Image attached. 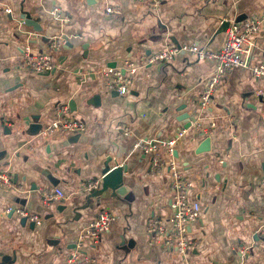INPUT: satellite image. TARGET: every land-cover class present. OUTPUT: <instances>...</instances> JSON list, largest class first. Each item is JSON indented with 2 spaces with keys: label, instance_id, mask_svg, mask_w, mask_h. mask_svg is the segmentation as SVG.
<instances>
[{
  "label": "crops",
  "instance_id": "1",
  "mask_svg": "<svg viewBox=\"0 0 264 264\" xmlns=\"http://www.w3.org/2000/svg\"><path fill=\"white\" fill-rule=\"evenodd\" d=\"M108 6L121 15H108ZM263 9L264 0H162L156 8L134 0H0V170L20 185L0 188V264H66L76 249L96 264H264V97L257 95L264 79L235 68L200 109L214 63L190 52L139 68L124 96L109 92L99 74L171 44L220 50L226 21ZM27 14L41 31L25 24ZM57 41L51 73L18 67L25 46L48 52ZM262 62L264 22L251 58ZM61 103L70 104L87 130L43 138L41 128ZM184 112L196 121L178 141L176 160L194 184L190 200L202 207L186 258L164 251L146 232L151 218L168 225L173 213L170 172L166 166L151 173V154L134 146L175 136L190 120L179 119ZM108 158L111 167H127L129 193H82L83 183L103 177ZM56 187L64 198L44 204L43 192ZM16 207L38 215L42 225L7 212ZM102 209L116 215L111 229L98 244L79 248L80 233Z\"/></svg>",
  "mask_w": 264,
  "mask_h": 264
},
{
  "label": "built area",
  "instance_id": "2",
  "mask_svg": "<svg viewBox=\"0 0 264 264\" xmlns=\"http://www.w3.org/2000/svg\"><path fill=\"white\" fill-rule=\"evenodd\" d=\"M137 4H145L150 8L159 7L162 0H134ZM6 11H10L6 9ZM53 15L59 17V9L52 11ZM108 15L119 16L122 11L118 6H108ZM229 25L225 30L226 38L220 50L212 51L199 45L171 44L167 49L150 54L142 55L138 60L127 59L122 67L105 66L99 70L103 77L105 88L109 92H116L118 95H126L131 92L134 77L139 68L146 67L159 62L169 61L179 52H190L198 60L212 61L214 69L206 79L203 91L198 99L200 109H206L213 102L215 93L218 91L222 81L229 72L238 67L250 68L258 78L264 79V62L252 64L251 58L256 48L257 35L264 22V9L259 14H252L243 20L228 21ZM61 42L50 44L48 52L33 53L31 47L25 46L21 56L17 60L18 67L23 70H30L38 74L50 73L55 67L53 50L60 48ZM260 98L264 97V87L257 91ZM87 130L85 122L73 116L70 104H58L53 112V119L40 130L43 138L61 134H83ZM202 134H209L206 129L200 128ZM125 135L129 129H124ZM187 133V128L177 130L175 136L169 139H159L155 142L139 140L134 146L143 152L151 154L150 172L161 174L167 166L170 172L171 208L172 215L168 219V225L164 220L153 217L146 224V232L157 242L164 251L176 252L183 258L195 245V240L190 234L191 225L201 216L202 207L199 201L190 200L189 194L194 184L192 180L183 175L176 160V148L178 141ZM102 178L91 179L82 184V193H93L101 189ZM264 186V177L261 180ZM20 187L16 184L12 174L6 170H0V188ZM65 194L61 188L43 192L44 204L59 201ZM16 212L20 217L28 221L42 225L43 219L22 207L11 208L7 212ZM116 220V215L108 209H102L95 220L86 226L79 235V248L85 242L98 244L102 236L107 233ZM76 249L66 259V264H96L94 258L79 255Z\"/></svg>",
  "mask_w": 264,
  "mask_h": 264
},
{
  "label": "water",
  "instance_id": "3",
  "mask_svg": "<svg viewBox=\"0 0 264 264\" xmlns=\"http://www.w3.org/2000/svg\"><path fill=\"white\" fill-rule=\"evenodd\" d=\"M90 1L91 0H88V2H90ZM238 20H243V19H238ZM23 21L25 22V24L33 26L34 29L37 31L42 30V26H40V24L35 19H33L30 14H27ZM228 25H229L228 21H226L223 24L224 31L226 30ZM45 74H49V73H45ZM114 93H116V92H114ZM191 117H193V116L187 112H184L183 114H181L179 116V119L181 121L182 120L186 121V119L188 121L190 119L189 122H187L186 124L184 123L185 128H189L191 126L190 121H192V122L196 121L195 116L193 118H191ZM78 135L79 134H76L75 136L77 137ZM207 142H206V144H208ZM111 160H112V158H108L106 163H105V168H104L103 178H102V187L100 190L96 191L95 194L98 192L111 190L114 196L118 195V196L124 197L129 193L128 188L124 184V177H123L124 172L127 171V167L124 165H120V164H116L114 167H111L109 164ZM51 181H52L53 185H56L58 180L54 181L51 179ZM12 212H14V211H12ZM22 222H23V224H26L27 219L23 218ZM35 225H36L35 222L30 223L31 227H34Z\"/></svg>",
  "mask_w": 264,
  "mask_h": 264
}]
</instances>
